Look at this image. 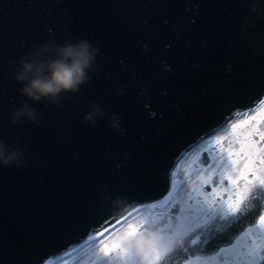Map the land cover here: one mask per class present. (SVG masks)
Wrapping results in <instances>:
<instances>
[{"label": "water", "instance_id": "95a60500", "mask_svg": "<svg viewBox=\"0 0 264 264\" xmlns=\"http://www.w3.org/2000/svg\"><path fill=\"white\" fill-rule=\"evenodd\" d=\"M80 39L99 45L100 74L57 107L31 103L39 127L13 125L10 62ZM263 98L264 0H0V139L26 149L24 170L0 167V264H51L162 202L184 155Z\"/></svg>", "mask_w": 264, "mask_h": 264}, {"label": "flooded vegetation", "instance_id": "af4514ba", "mask_svg": "<svg viewBox=\"0 0 264 264\" xmlns=\"http://www.w3.org/2000/svg\"><path fill=\"white\" fill-rule=\"evenodd\" d=\"M255 108V112L241 113L232 121H236L238 117L243 116L242 123L249 120L252 115L259 116L264 112V98ZM261 129L264 130V125L261 126ZM223 132L221 131V133ZM240 138H243V136ZM252 139L257 141L256 148L264 146V141L260 139L258 134L252 136ZM199 147L202 148V151L193 166V171L196 172L192 193L186 199L191 206H181L179 197H175L174 194L162 205L151 208V211L160 208V212L152 214V224L164 226L171 215H180V223L185 227L191 219L199 217V223L204 225L203 228L193 230L191 224H187L185 227L187 234L184 236L182 247L179 248V253L182 255L179 264H184L185 260H190L191 264H224L225 257L219 253L221 249L225 248L232 249L231 253L226 254L227 264H249L250 261L251 264H264V260L253 259L246 255L249 249L256 250L264 247V227L257 224L259 216L264 213V187L260 186V181L257 179V177L264 178V163H261V160H264V154L259 153L256 162L250 166L255 174L249 175L248 179L252 180L253 184L247 185L246 181H241L239 189H237L231 183V178L238 179V174L243 168L233 164L232 160H225L227 159L224 157L226 149H222L218 142L213 143L210 139L204 141ZM205 152H209L210 158L205 157L204 159L210 161L211 167L202 166L199 162ZM218 154L224 158L216 163L215 156ZM251 156H253V153L249 158L253 161ZM242 158L243 154L240 157L241 165L245 163V160L241 163ZM217 180L222 182L213 183ZM246 186L250 191H244ZM209 191L212 195H205ZM239 191H244V203L240 205L243 215L230 216L228 220H221L216 217L213 221L206 222L202 214L195 212L196 209L201 208H217L228 211L229 203L239 199ZM210 201L212 203H209ZM177 209H183V212H178ZM248 228H253L254 231L245 236L244 232ZM192 239H197V243L191 244ZM257 255L264 256V251H259Z\"/></svg>", "mask_w": 264, "mask_h": 264}, {"label": "clouds", "instance_id": "9594fccd", "mask_svg": "<svg viewBox=\"0 0 264 264\" xmlns=\"http://www.w3.org/2000/svg\"><path fill=\"white\" fill-rule=\"evenodd\" d=\"M100 55L99 45L80 39L59 44L48 42L39 46L20 59L19 67H15V61L10 62L12 70L9 75L14 83L21 85L19 92L25 98L19 107L12 110L11 123L16 125L26 120L39 127L42 123L40 114L31 107V103L57 107L61 104L62 94H78L82 86L100 74L101 68L97 63ZM88 107L90 110L83 116V123L95 130L98 120L104 119L106 112L100 98ZM108 121L110 129L120 130L122 118L119 114L113 113ZM25 152L19 141L10 144L7 139H0V167L24 170ZM37 179L43 182L40 177ZM186 234L187 229L183 225L173 229L171 225L149 224L140 235H122L120 240L129 252L140 259V264H149V257L145 253L158 252L164 258L182 247Z\"/></svg>", "mask_w": 264, "mask_h": 264}, {"label": "snow or ice", "instance_id": "6c2138e0", "mask_svg": "<svg viewBox=\"0 0 264 264\" xmlns=\"http://www.w3.org/2000/svg\"><path fill=\"white\" fill-rule=\"evenodd\" d=\"M255 104H253L252 107L246 110L245 114L255 112ZM264 125V112H262L259 116L252 115L251 118L247 121H244L240 123L239 125L234 126L235 131L237 134V139L239 140L241 136H243V140L240 141L241 146L239 152H233L231 148H229L227 151L229 153L230 157H235V159L232 160L233 164H236L238 167H242L243 170L239 172L238 179L237 178H231V183L239 189V185L241 181H246L247 185H252L253 181L249 180V175H254V170L251 169V164L254 163V161H251L249 159L250 155L254 151H258L262 154H264V146H261L259 148H256L257 141L252 139V136L259 135L260 139L264 141V130L261 129V126ZM243 154L245 163L243 165L240 164V157ZM261 163H264V160H261ZM208 167H211V163L207 165ZM257 179L260 181V186L264 187V178L257 177ZM222 181H213V183H221ZM244 191H250V189L246 186ZM244 191H239V199L233 200L228 205V211H223L221 209L217 208H207V209H196L195 212H198L202 214L205 218L206 222L213 221L216 217H219L221 220H228L229 217H238L240 215H243V211L240 207L244 203ZM205 195L211 196L212 193L206 192ZM209 203H212L211 201ZM178 212H183V209H177ZM131 215V213H129ZM128 219L127 216L124 217V220L126 221ZM173 221H176L173 223ZM181 216L180 215H171L168 219V224L172 225V228L175 229L178 226L182 225L180 223ZM191 228L197 229V228H203L204 225L199 223V217L197 216L195 219H191ZM122 223L120 220H116L114 223H111V228H115L116 224ZM257 224L261 227H264V213H262L259 216V219L257 220ZM144 228V225H134L129 223L127 225V231L124 233V236L126 237H133L136 235H140L142 233V229ZM105 231H109L110 235H114V233H111L109 222H105V225H103L100 229L99 234L103 235ZM254 231L253 228H248L244 235L247 236L250 233ZM96 243H103V241H97L95 237L92 238V242L89 243V247H94ZM191 244H196L197 239H192L190 241ZM83 250V249H81ZM105 257H111L113 254H115L116 259L121 261V264H140V259L133 255L131 252H129L121 243L120 238L111 240L110 242L104 245V248L102 249ZM231 248H225L220 250V255L225 257L224 264H227V256L226 254L231 253ZM259 251H264V247H261L256 250L249 249V251L246 253L247 256L253 258V259H259L264 260V256H258L257 253ZM149 257V264H160L162 258L160 257V254L158 252H152L149 251L145 253ZM184 264H191L190 260H185ZM251 264V261L249 262Z\"/></svg>", "mask_w": 264, "mask_h": 264}, {"label": "rangeland", "instance_id": "374dc122", "mask_svg": "<svg viewBox=\"0 0 264 264\" xmlns=\"http://www.w3.org/2000/svg\"><path fill=\"white\" fill-rule=\"evenodd\" d=\"M242 117H238V120L231 122L228 127L225 126L223 129H221L219 132H217L216 136L211 137L210 140L215 143L218 142V145L225 150V155L228 160H233L234 157H230L228 153V149L231 148L233 152H239L241 143L240 141L243 140V138H240L239 140L236 138L235 134V127L236 125H239L242 121ZM226 129V130H225ZM225 130V132H223ZM221 131L223 133H221ZM219 133V134H218ZM199 145L195 148L196 151L189 152L185 155L183 160L179 162V166L174 169L173 171V179L175 177H179V180H173V189L174 186L177 189H179V192H175V197L178 198L179 193V204L181 206H191L186 199L189 198V196L192 193V186L195 179V172L193 171V166L197 162L198 155H195L196 152H199ZM260 152L254 151L253 156H251V159L256 162L257 157ZM222 157L221 159H223ZM250 158V157H249ZM244 161V156L241 159V163ZM264 170V168H263ZM179 172V173H178ZM178 183V184H177ZM187 190L186 192V199L184 200L183 192ZM175 191V189H174ZM172 192L171 194H173ZM153 207V206H151ZM151 207H148L147 210L150 211ZM144 210L143 207L133 211L131 215H127L128 219L125 221L124 218L120 221L122 223L116 224L115 228H111V233H114V235H110L109 231H105L103 235H100L99 233L95 236L97 241H103V243H96L94 247H89V243L92 242V239H90L88 242H86L83 247L78 249L77 251H74L73 253L65 256H61L58 260H56L53 264H66L69 260L75 257V261L70 264H121V261L116 259L115 254H113L111 257H105L102 249L104 248V245L110 242L111 240H115L120 238L124 233L127 231V225L129 223L134 225H141L145 222L146 219H142V211ZM187 224H191V222H187ZM186 224V226H187ZM185 226V227H186ZM83 249V250H81Z\"/></svg>", "mask_w": 264, "mask_h": 264}, {"label": "built area", "instance_id": "2783aa9c", "mask_svg": "<svg viewBox=\"0 0 264 264\" xmlns=\"http://www.w3.org/2000/svg\"><path fill=\"white\" fill-rule=\"evenodd\" d=\"M241 114V113H240ZM239 114V115H240ZM198 150H200L199 152H196V154L195 155H198L199 156V154H200V152L202 151V148L201 147H199V149ZM194 151H196L195 149H193L192 151H190V152H194ZM189 153V152H188ZM186 155V154H185ZM185 155H184V157H185ZM183 157V158H184ZM183 158L181 159V160H183ZM222 155H220V154H218V155H216L215 156V162L217 163L218 161H221L222 159ZM225 160H228V159H225ZM179 164V163H178ZM179 166V165H178ZM177 167V166H176ZM179 173V172H178ZM179 180V177H175L174 178V180ZM174 189H175V191H174ZM174 189H173V187L171 186V189H170V191H169V194H168V196L162 201V202H160V203H158V204H155V205H153V207L154 206H157V205H162V203L163 202H165L168 198H170L172 195H174L175 194V192H179V189H177L176 190V188H175V186H174ZM172 192H174L173 194H171ZM186 192H187V190H185L184 192H183V195H184V197H183V199L185 200L186 199ZM178 194V197H179V193H177ZM148 207H151V206H143V208H144V210L142 211V219H146V221L145 222H142V223H144V225H146V224H152V214L155 212V213H158V212H160V208H158V209H156L155 211H151V209H150V211L149 210H147V208ZM152 208V207H151Z\"/></svg>", "mask_w": 264, "mask_h": 264}, {"label": "trees", "instance_id": "16d2710c", "mask_svg": "<svg viewBox=\"0 0 264 264\" xmlns=\"http://www.w3.org/2000/svg\"><path fill=\"white\" fill-rule=\"evenodd\" d=\"M182 259V255L179 253V249L168 254L162 258L160 264H179Z\"/></svg>", "mask_w": 264, "mask_h": 264}, {"label": "bare ground", "instance_id": "6f19581e", "mask_svg": "<svg viewBox=\"0 0 264 264\" xmlns=\"http://www.w3.org/2000/svg\"><path fill=\"white\" fill-rule=\"evenodd\" d=\"M244 112H246V111H243L242 113H244ZM204 150H205V149H204ZM177 184H178V183H177ZM97 234H98V233H97ZM97 234H95L94 236H92L90 239H92L93 237H95ZM90 239H88L86 242H88ZM86 242H85V243H86ZM85 243H84V244H85ZM84 244H83V245H84ZM83 245H81L79 248H77V249L74 250V251H77L78 249H80L81 247H83ZM74 251L62 255V257L65 256V255H69V254L73 253ZM59 258H61V256H60ZM59 258H57L56 260H58ZM56 260H55V261H56ZM55 261H53L51 264H53ZM74 261H75V257L72 258L71 260H69L68 262H66V264H70V263H72V262H74ZM109 264H110V262H109Z\"/></svg>", "mask_w": 264, "mask_h": 264}]
</instances>
